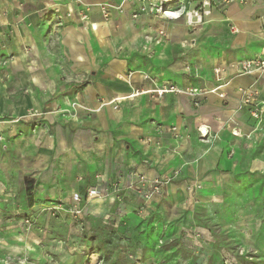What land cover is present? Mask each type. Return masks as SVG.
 I'll list each match as a JSON object with an SVG mask.
<instances>
[{
    "label": "rangeland",
    "instance_id": "obj_1",
    "mask_svg": "<svg viewBox=\"0 0 264 264\" xmlns=\"http://www.w3.org/2000/svg\"><path fill=\"white\" fill-rule=\"evenodd\" d=\"M95 3L83 1L82 22ZM99 3L105 24L119 29L125 22L130 32L144 16L163 19L165 27H195L186 14L201 5L167 1L165 9L182 14L172 19L160 0ZM159 34L166 35L164 28ZM100 40L109 43L108 36ZM157 52L142 46L132 53L136 69ZM195 89L198 95L189 96L198 105L203 88ZM67 99L64 107L0 114V264H264V127L257 138L243 136L227 165L208 163L202 178L182 179L179 168L152 178L126 157L115 156L106 167L93 162L97 143L121 131L85 130L78 141L80 127L70 120L97 119V110ZM199 128L208 140L210 132L203 136ZM84 139L86 146L78 145Z\"/></svg>",
    "mask_w": 264,
    "mask_h": 264
},
{
    "label": "crops",
    "instance_id": "obj_2",
    "mask_svg": "<svg viewBox=\"0 0 264 264\" xmlns=\"http://www.w3.org/2000/svg\"><path fill=\"white\" fill-rule=\"evenodd\" d=\"M83 1L96 2L87 11V22L80 20ZM83 1L0 0L1 115L64 107L67 97L74 98L97 110V119L70 120L80 127L78 141L85 130L107 128L119 129V137H125L97 143L101 152L92 156L93 162L105 166L115 156L126 157L152 178L177 168L182 179L202 178L208 163L230 162V152L239 148L243 136H259L264 119L254 118L252 104L243 99L248 92L253 104L264 105V71L238 74L232 64L264 58V0L223 6V0H215L211 14L192 28L184 22L165 27L163 19L160 23L144 16V25L140 22L142 27L133 32L125 22L113 29L114 22L102 21L97 5L105 0ZM200 2L182 0L179 5L195 8ZM163 28L166 35L161 36ZM101 36H108L107 46L101 45ZM142 46L144 53L154 47L158 54L155 59L144 56L143 66L136 69L138 57L131 54ZM216 68L222 70L220 80ZM168 83L203 88L200 103L186 93H151ZM144 90L148 93L133 95ZM199 127L209 130L208 140L197 135ZM86 144L87 139L78 143Z\"/></svg>",
    "mask_w": 264,
    "mask_h": 264
},
{
    "label": "built area",
    "instance_id": "obj_3",
    "mask_svg": "<svg viewBox=\"0 0 264 264\" xmlns=\"http://www.w3.org/2000/svg\"><path fill=\"white\" fill-rule=\"evenodd\" d=\"M167 1H171L174 3V2H177L179 0H160V4H161L160 8L165 13V15L168 16L169 18H172V19L181 17L182 14L179 13V11H176V14H174L171 11H169L168 9H165V2H167ZM233 1H240L242 3H247L249 0H223V2L221 3V6L229 4ZM215 3H216L215 0H202L201 5L198 8L187 12L186 15L189 18V23H191V26H196V25H199L200 23H203L204 17L211 13V10L213 8L212 6ZM145 9L146 8L144 7V10ZM232 66L236 67L238 69V74H251V73L256 72V71H264V58H258L257 57V58H253V59L237 60L236 62H234L232 64ZM215 73L220 80L222 70L220 68H216ZM217 89H219V88H215V89H213V91H216ZM197 91L198 90L195 88L183 89V88L178 87L176 84L168 83L162 87L155 88L154 90L151 91V93H155L158 96H162L165 93H169V92L186 93L189 95H192V94L198 95V93H196ZM143 93L146 94V93H148V91L144 90L141 92H136L135 94L141 95ZM220 95L225 96V93L222 92ZM244 97H245L243 99L244 103L252 104V108L250 109L251 115L258 120H263L264 119V105L259 106L256 103L253 104L252 103L253 94L246 92ZM116 100L118 101L119 98H116ZM117 107H118V105H115V108H117ZM237 129H238V127H237ZM237 129H235L233 131L235 134H238ZM199 130L203 136H207L209 134V131L202 129V127H200ZM75 197H76V201L79 202L80 201V195L75 194Z\"/></svg>",
    "mask_w": 264,
    "mask_h": 264
},
{
    "label": "bare ground",
    "instance_id": "obj_4",
    "mask_svg": "<svg viewBox=\"0 0 264 264\" xmlns=\"http://www.w3.org/2000/svg\"><path fill=\"white\" fill-rule=\"evenodd\" d=\"M203 129V128H202ZM204 130H206V129H204ZM237 133L239 134V132L237 131Z\"/></svg>",
    "mask_w": 264,
    "mask_h": 264
}]
</instances>
